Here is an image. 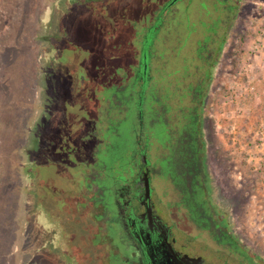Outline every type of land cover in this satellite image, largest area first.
I'll use <instances>...</instances> for the list:
<instances>
[{"label":"rangeland","instance_id":"374dc122","mask_svg":"<svg viewBox=\"0 0 264 264\" xmlns=\"http://www.w3.org/2000/svg\"><path fill=\"white\" fill-rule=\"evenodd\" d=\"M169 1L0 0V264H111L119 253L96 245L107 239L84 170L95 163L105 121L122 117L105 96L127 88L143 37ZM150 62L158 94L177 89L184 106L193 105L186 90L204 84L206 187L220 229L197 227L176 205L173 182L158 174L171 219L207 247L228 233L264 264V0L176 3ZM166 119L175 124L176 112ZM136 123L127 117L120 133L109 132L118 170L130 164L127 142L137 147ZM165 128L157 123L152 135ZM164 152L154 143L152 159ZM109 153L102 152L108 163Z\"/></svg>","mask_w":264,"mask_h":264},{"label":"flooded vegetation","instance_id":"af4514ba","mask_svg":"<svg viewBox=\"0 0 264 264\" xmlns=\"http://www.w3.org/2000/svg\"><path fill=\"white\" fill-rule=\"evenodd\" d=\"M180 1L183 0H171L163 7L170 11L171 7ZM160 21L161 19L157 17L143 37V45L150 39V49L155 42L156 32L161 26L162 22ZM141 69L142 59L140 66L135 70L134 76L137 74V70L140 71L139 74L141 75ZM141 76L143 77V75ZM142 79L144 89L149 88V90L151 89L150 93L156 95L157 89L151 82L153 81L152 62H150L146 85L144 77ZM149 80L150 84L152 83L150 86H148ZM193 86L196 85L190 86L186 91L192 103H195L192 93L194 92ZM168 92L169 102L175 97H179L178 105L183 106L184 97L179 95L177 89L168 88ZM116 97L115 93L111 97L105 96L106 100L111 103ZM170 105L168 113L176 112L178 105L172 103ZM152 106L155 110L158 108L155 101ZM119 113L122 114L121 118L124 119L125 110ZM148 115L149 123L157 122L152 114ZM112 125L114 124L112 123ZM112 125L109 126L107 120L105 125L101 127L99 134H97L100 137V145L95 153V163L90 171L84 170V173L87 174L85 176L86 187L90 191L94 188L93 191L96 196L95 218L99 223L104 222L102 230H105V238L107 239L103 243L99 240L96 241V245L115 247L119 251V253L112 252L110 254L111 264H263L257 261L236 237L232 236L233 240L228 241L226 237V235H229L228 233H222L218 238L213 237L217 248L207 247L200 244L196 237H189L187 231L176 220L171 219L170 214L173 206L170 202L166 203L158 195L154 183V179L160 173L162 166H159L152 159L150 149H152L154 143L159 141L152 135V131L147 132L145 118H142V130L135 134L139 135L138 138L140 139L136 161L128 168L122 167L123 170H117L116 182H110L113 175L109 172L108 162L103 161L102 152H108L112 137L109 132ZM115 131L120 133L117 127ZM85 135L92 134L85 133ZM169 135H171V132ZM64 141H66V137ZM86 142L85 140L81 143L80 147ZM143 152L151 161L149 166L143 161ZM148 177L151 179L152 189L149 195L146 187ZM193 223L208 232L212 231L213 226L220 229L215 220L202 225L196 221H193ZM236 242L238 244L234 245Z\"/></svg>","mask_w":264,"mask_h":264},{"label":"trees","instance_id":"16d2710c","mask_svg":"<svg viewBox=\"0 0 264 264\" xmlns=\"http://www.w3.org/2000/svg\"><path fill=\"white\" fill-rule=\"evenodd\" d=\"M235 7H230V11H234ZM169 9L163 7L160 9L158 18L161 19V26L159 27L157 34L159 33L160 28L163 26L165 16ZM218 29L214 30L213 33L217 32ZM156 39V38H155ZM212 39V38H211ZM153 46L150 49V61L152 58ZM199 51L205 50V45L200 42ZM205 59L207 57L204 56ZM140 71L137 70V74L133 76L130 80L127 91L126 89H120L117 86H113L110 89H117V97L112 100L114 107L122 112L125 110L124 119L113 120L112 128L110 133H116V125L120 121L128 118L136 117L137 123L135 127V134L142 130V118L146 120L147 132L152 131L154 125L157 126V123L165 124L166 128L163 131L161 129L162 135H155L160 137L159 143L164 148V153L158 155L156 158V163L162 166L160 168V176L166 179H170L175 185L176 191L179 193L180 201L176 204L178 207L185 208L188 210L190 217L193 221H196L200 225L203 223L211 222L215 220V211L212 207L208 190H207V175L205 171V162H204V142H203V127H202V116L200 103L204 98V84L202 83L193 86V96L194 102L192 106H182L181 104L176 108V115L178 120L176 124H171L167 121L166 115L170 111V103L166 95L162 96L156 92V95L150 93L149 88L143 87V77L139 74ZM207 76H210L209 71H207ZM151 80V79H150ZM150 80L148 86H150ZM153 82V81H151ZM155 87V85L153 84ZM153 87V88H154ZM115 91V90H114ZM129 91V93H128ZM147 91V93H146ZM200 91V92H199ZM113 93V94H114ZM203 93V94H202ZM122 94V98L120 95ZM168 95V94H167ZM111 97V96H109ZM155 101L157 104V109L152 106ZM118 102H121L118 104ZM163 109V110H162ZM164 111V112H163ZM143 112V114H142ZM148 114H152L157 119V122L151 124L149 123ZM143 115V116H142ZM151 127V129H149ZM173 127V129H171ZM156 129V127H155ZM154 130V129H153ZM171 132V135H167ZM111 136V135H110ZM137 135V147L135 151L128 150L129 143L122 152V156L127 155L131 160L130 164H127V167L132 166L137 158V152L139 148V141ZM112 140V139H111ZM113 144L110 141V146L108 153L110 152L112 158L109 164V172L111 173L112 179L110 182H116V171L123 164H119V148L117 149V144ZM152 152V149H150ZM109 153V155H110ZM132 153V154H131ZM124 154V155H123ZM118 156V157H117ZM126 156V157H127ZM152 157V153L150 154ZM117 157V158H116ZM132 158L133 163H132ZM125 160V158H124ZM125 165V164H124ZM114 180V181H113ZM228 241H232V235H226ZM236 242L234 245H237Z\"/></svg>","mask_w":264,"mask_h":264},{"label":"water","instance_id":"95a60500","mask_svg":"<svg viewBox=\"0 0 264 264\" xmlns=\"http://www.w3.org/2000/svg\"><path fill=\"white\" fill-rule=\"evenodd\" d=\"M150 39L144 43L143 46V56H142V75L145 79V85H146V80H147V76L149 74V70H150ZM143 161L144 163L147 164V166H149L151 164V161L147 158V155L145 154V152H143ZM146 187H147V192L148 195L151 192V179L148 177L146 180Z\"/></svg>","mask_w":264,"mask_h":264}]
</instances>
